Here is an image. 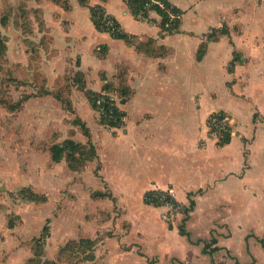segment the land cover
Wrapping results in <instances>:
<instances>
[{"label":"rangeland","instance_id":"obj_1","mask_svg":"<svg viewBox=\"0 0 264 264\" xmlns=\"http://www.w3.org/2000/svg\"><path fill=\"white\" fill-rule=\"evenodd\" d=\"M170 1L184 11L180 17L181 34L172 39L177 41L178 61L173 77L165 81L172 82H167L161 91L151 87L155 82L152 79L146 81L150 88L142 82L136 104L126 107L127 122L142 121L143 113L152 111V117L145 114V118L151 117L147 121L152 123L145 128L152 140L158 142L175 133L190 140L199 131L197 124L201 129L205 123L208 111L225 107L231 138L238 139L242 161L234 146L226 154L219 153L226 155L232 167H239L230 171L226 185L229 192L219 194V203L211 205L206 190L194 195L197 203L193 218L197 221L205 215L214 225L228 216L240 218L260 233L264 227V0ZM78 2L0 0V40L4 45L0 48V264H177L173 256L164 260L156 243L143 240L142 230L132 225L129 212L131 218H137L134 213L142 207L148 215L153 205H142L139 192L114 191L102 173L100 153L105 142L124 127L115 130L101 124L98 110L90 106L77 85L75 72L81 52L102 40L88 17L89 8L99 3ZM212 27H225L228 34L216 42H207V47L211 46L204 61L194 60L189 53ZM133 41L140 42L141 50L150 54L160 53L163 47L153 46L152 38ZM101 45L96 46L99 55L104 54ZM233 49L241 62L231 66ZM108 76L101 73L102 81L89 73L80 80H87L86 86L100 83L102 87L106 83V95L125 109L119 92L126 84L124 77L117 73ZM43 89L62 97L43 94ZM29 93L36 95L20 108L11 111L6 106ZM206 111L207 116L201 120ZM75 118L85 122L89 137L74 122ZM68 137L81 144L89 139L97 147V157L87 160L78 170H70L64 158L53 162L49 147ZM209 138L217 141V136L210 135L206 128L198 147L206 146ZM130 141L131 138H116L109 144L112 153L121 155L124 169ZM108 173L113 172L109 169ZM239 179L243 190L239 182L235 183ZM31 190L39 195L37 199L28 198ZM95 190L110 192L114 199L93 197ZM129 206L137 209L129 211ZM158 217L167 225L180 223L184 217L182 205L160 210ZM47 219L49 234L41 239L45 234L40 237V231ZM248 232L254 235L253 229ZM79 238L96 240L93 260H83L76 247L66 245ZM231 242L241 254L238 237ZM145 252L149 256L140 257ZM255 252L261 256L259 249ZM224 255L223 251L216 252L203 262L224 264Z\"/></svg>","mask_w":264,"mask_h":264},{"label":"crops","instance_id":"obj_2","mask_svg":"<svg viewBox=\"0 0 264 264\" xmlns=\"http://www.w3.org/2000/svg\"><path fill=\"white\" fill-rule=\"evenodd\" d=\"M95 3L103 5L107 14L113 16L126 32L134 35L133 40L144 41L145 38H152L155 42L153 46H163L160 47L162 48L159 51L160 53L150 54L145 49H143L144 51L140 47L138 49L136 47L138 42L130 43L123 39L113 38L108 32L96 30L91 22L92 25L90 26H93V31L95 30L102 40L100 42L94 41L90 44H94V46L88 51L84 48V51L81 52L80 63H78V66L76 65V69L80 70L84 76L85 74L94 73L99 78L101 73H105L107 76L110 74L109 78L117 73L124 77L123 82L126 83L125 85L129 89V100L123 103L125 116L122 128L124 127V131L117 132L115 136L108 139L105 142V149H102L100 153L104 178L110 180L111 188L119 193L139 192L143 196L148 190L160 189L169 191L182 206L187 207L190 198L194 201V205L188 211V216L184 222V228L189 232V238L179 233L178 226L182 221L177 224L167 225L162 220H159L158 215L160 210H167L169 207L167 205L150 207L151 210L149 211L151 213L148 215L141 207L138 209L140 211L134 213L137 218H131L129 212L133 227L142 230L143 240H152L156 243L157 249H159V253L164 260H166L167 256L168 258H172L173 256L177 259L176 261L174 260L177 264H204L203 261L206 257L216 252L221 253L222 251L226 254L224 255V264H235V259L231 256H234L240 264H264L262 261L264 247L254 237V235L261 237L259 234L264 232V227L263 231L258 233L255 231L253 224H248L240 220V218L231 219L228 216L226 220H218L217 223L219 225H214L205 215L197 221L193 218V208L197 203L194 195H201L206 190L211 199V205H215L221 201L219 194L225 195L227 191L229 192L226 185L232 175H230V171L236 169L239 165L232 167L231 161L225 160L226 155L220 156L219 153L226 154L229 148L234 146L238 151L240 161H242V152H240L238 139L234 137L227 144L217 145L216 141L213 142V139L209 138L210 141L207 140L206 146L198 147V139L205 135L206 128H208L206 124L207 119H205V123L202 124L201 129L200 124H197L199 131L191 135L190 140H186L181 135L178 136L175 133L167 136L164 140L155 142L151 139V135L146 132L145 128V126H148V123H152L147 121L153 116L152 111L146 112L151 114L150 118H145L146 113H143V117L141 118L142 121L145 120L143 122L138 121L132 124H128L127 122L128 110L126 107L130 104L133 107L136 104L135 99L138 97L137 94L141 92L140 84L142 82L143 85L146 84L147 86L146 81L148 79L154 80V85L151 87L155 91L158 89L160 91L165 90L166 83L172 82H165L173 77L172 71L176 70L178 61L176 57V55L178 56L176 51L177 41L172 39L178 38L181 32L165 35L162 38L159 37L158 14L155 11H151L149 13V21L135 19L128 11L124 0H101V2L95 0ZM77 4L80 5L79 2ZM98 44L106 45V51H104L103 55L97 54L98 52L96 53V49L98 48L96 46ZM198 44L199 42H196L191 53H189V56H192L194 60H196L195 52ZM210 46L209 44L206 48L202 59L197 61L202 62L205 60ZM100 80L103 81L101 78ZM86 84H88L87 80ZM99 84L89 83L86 87L100 90L101 84L100 86ZM224 108H213L207 111L210 113L216 110L224 111ZM207 111L202 115L201 120H203L204 116H207ZM118 129L115 128V130ZM132 135H135V137H131ZM116 138H131L130 148L127 151V169H124L122 166L121 155H115L111 149L109 150L110 142ZM211 142L213 145L209 144ZM109 169L113 173L109 174ZM236 182H239V187L243 190L241 179ZM142 205L147 206L148 204L144 203ZM128 209L130 211L137 208L129 206ZM249 229H253L254 235H251L252 237L250 236L247 240L249 249L247 251L245 237L249 234ZM211 236L217 239L216 245L228 249L229 254H227L226 249H221L211 254L203 253L201 251L202 242H195L198 239L208 241ZM237 237L242 243L243 253L241 251V254L235 251L232 248L233 243H230L231 240ZM254 249H259L261 256L257 255ZM145 254L140 255V257L145 258V256H149L147 252ZM252 259H254L253 262ZM221 260L223 261L222 258Z\"/></svg>","mask_w":264,"mask_h":264},{"label":"trees","instance_id":"obj_3","mask_svg":"<svg viewBox=\"0 0 264 264\" xmlns=\"http://www.w3.org/2000/svg\"><path fill=\"white\" fill-rule=\"evenodd\" d=\"M149 1L150 0H125L124 2L130 14L135 19L138 20L149 21L150 17L148 12L155 11L159 16V20L157 23L160 29L159 37L162 38L165 35H169V34L171 35L173 33L181 32L180 17L184 11L179 6L175 5L170 0H161L164 5L163 8L158 6L157 4H148L147 6L146 4ZM79 2L85 3V0H79ZM89 12H90V16H89L90 20L96 30L102 32H108L110 36L113 38L123 39L124 41L130 43L135 42L133 41L134 35H131L128 32H126L113 16L107 14L103 5L101 4L93 5L89 8ZM108 19L112 20V24L107 23ZM227 34H228V29L225 27L210 28V31L207 34H205L206 38L204 40L201 39L200 43L197 46L195 52L196 60L202 59L206 51L208 41L216 42L220 39L221 36ZM148 42L150 41H147V44ZM101 46L104 48V51H106V45H101ZM1 47L2 48L4 47L2 40H0V48ZM136 47L139 49L140 42L136 44ZM231 54H232V57L230 59L231 66L232 63L241 62L240 60L241 56L238 55V52L235 49L232 50ZM76 65L78 66V64ZM75 73L76 76L78 77V79H76V82L78 83L77 85L79 89L83 92V94L87 98L90 106L93 109L98 110L99 112V122L101 124L108 125L111 128H120L124 126L125 112L122 108L119 107V105L113 99H111L109 96L106 95L108 94V90H107L108 88L106 83L104 84V86L101 87L100 90H93L91 88L86 87L85 80L82 79L80 80V77L83 76V73L80 70H77ZM128 91L129 89L126 85L120 89L119 92L121 97L120 100L121 104L125 103L128 100L127 99L129 97ZM41 92L43 94H51L53 97L57 99H60V97H62L61 94L51 93L50 91H48V89H43ZM35 95L36 93H29L22 95L20 99H18L15 102H10L6 106L8 107L9 110L13 111L15 109L20 108L25 100H28L29 98L34 97ZM66 105H68V107L66 108L69 110L70 103L68 100L66 101ZM74 122L81 127L83 134L89 137L90 132L85 122L82 121L80 118H75ZM206 124L210 135L214 133L215 136H217V141H216L217 145H224L230 142L232 137L231 136L232 130H231V126L229 125V122L227 121V116L224 111H217L210 113L207 117ZM49 152H50V158L53 162H59L61 159L64 158L70 170H78L84 165V163L87 160H91L97 157L95 146L91 143L89 139L85 144H81L70 137L66 138L61 143L52 144L49 147ZM95 173L97 174V168ZM161 194H163L164 196L161 197L160 196ZM92 196L109 197L114 199L113 195L110 192L105 193L102 192L101 190L92 191ZM38 197L39 195L33 192L32 190L28 196V198H31V200H35ZM143 201L144 203L151 204L153 206H160L166 202L171 203L174 207L179 205V203L174 199L172 195L160 189L146 191L143 194ZM193 205H194V201L193 199L190 198L189 205L187 207L182 206V212L184 213V217L182 218L181 220L182 222L178 226L179 233L181 235H185L187 238H189V232L185 230L184 222L188 216V211L193 207ZM43 234H45V236L42 237L41 239H44L49 234L48 219L45 221L43 227L41 228L40 237ZM250 236L251 235L248 234L245 237L247 251H249L247 240ZM254 237L260 242L262 247H264V234L261 237H258L256 235H254ZM199 242H202L203 244L201 249L203 253L211 254L215 251L226 249L225 247L216 245L217 239L214 236H211V238L208 241L203 239H198L195 243H199ZM67 244H71L73 247H76L79 250L81 255L80 257L83 260L94 259L95 255L93 249L96 244L95 239L79 238L78 240H70L66 243V245ZM226 252L227 254H229L228 249H226ZM231 257L235 259V264H240L234 256ZM253 261L254 259H252V262Z\"/></svg>","mask_w":264,"mask_h":264},{"label":"built area","instance_id":"obj_4","mask_svg":"<svg viewBox=\"0 0 264 264\" xmlns=\"http://www.w3.org/2000/svg\"><path fill=\"white\" fill-rule=\"evenodd\" d=\"M150 3H152V4H157L158 6H160V7H164V5H163V3H162V1L161 0H150L149 1ZM107 23H109V24H112V20L111 19H108L107 20ZM214 134V133H213ZM215 135V134H214ZM165 192H167V193H169L170 195H171V193L169 192V191H165ZM162 205H167V206H172V207H174L171 203H169V202H166V203H164V204H162ZM165 217V216H164Z\"/></svg>","mask_w":264,"mask_h":264}]
</instances>
